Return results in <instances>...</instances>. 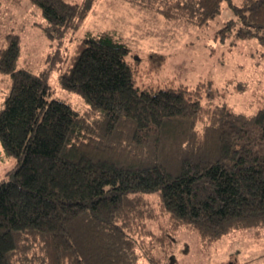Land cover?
Listing matches in <instances>:
<instances>
[{
    "label": "trees",
    "instance_id": "16d2710c",
    "mask_svg": "<svg viewBox=\"0 0 264 264\" xmlns=\"http://www.w3.org/2000/svg\"><path fill=\"white\" fill-rule=\"evenodd\" d=\"M30 1L58 44L37 73L19 64V33L0 46V147L16 159L0 179V264H158L183 227L207 245L264 227V100L249 115L204 101L201 85H140L130 46L107 31L67 58L91 0ZM139 3L201 27L226 6L219 36L264 47V0ZM52 71L87 107L52 95Z\"/></svg>",
    "mask_w": 264,
    "mask_h": 264
},
{
    "label": "rangeland",
    "instance_id": "374dc122",
    "mask_svg": "<svg viewBox=\"0 0 264 264\" xmlns=\"http://www.w3.org/2000/svg\"><path fill=\"white\" fill-rule=\"evenodd\" d=\"M139 1L91 0L85 18L64 37L61 50L65 48V56L69 58L85 35L111 32L130 46L129 60L137 68L138 84L201 85L204 101L255 113L264 100V47L258 39L241 38L235 32L219 36L218 29L234 17L226 6L201 27L183 18L168 19ZM44 24L40 9L30 0H0V46L8 32L19 33V64L36 73L48 66L47 57L58 44L44 33ZM50 81L53 96L78 109L87 107L79 93L62 87L59 72L52 71ZM9 85L10 78L0 73V107ZM15 161L0 147V179ZM172 237L174 247L167 255L162 247L154 253L161 259L158 264H264V227L234 230L210 245L184 227ZM142 260L151 264L145 257Z\"/></svg>",
    "mask_w": 264,
    "mask_h": 264
}]
</instances>
